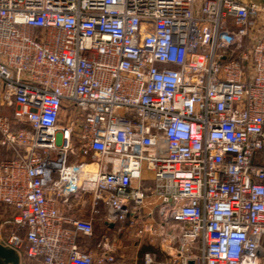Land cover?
<instances>
[{
    "label": "built area",
    "instance_id": "1",
    "mask_svg": "<svg viewBox=\"0 0 264 264\" xmlns=\"http://www.w3.org/2000/svg\"><path fill=\"white\" fill-rule=\"evenodd\" d=\"M122 232L264 264V4L0 0V242L108 264Z\"/></svg>",
    "mask_w": 264,
    "mask_h": 264
},
{
    "label": "rangeland",
    "instance_id": "2",
    "mask_svg": "<svg viewBox=\"0 0 264 264\" xmlns=\"http://www.w3.org/2000/svg\"><path fill=\"white\" fill-rule=\"evenodd\" d=\"M102 210L103 209H101V211ZM108 226L112 227V225H108ZM101 227L102 225H101L100 217H97L95 222L96 234H100ZM145 252H155L159 257L162 256V253H160L159 250L158 240L155 239L152 242H150V240L147 238H143V239L130 238V240L126 243L124 248L122 249L119 248L116 251L114 261L108 264H145L143 260V254ZM25 263L23 262V264ZM27 264L29 263L27 262ZM151 264H156V263H151Z\"/></svg>",
    "mask_w": 264,
    "mask_h": 264
},
{
    "label": "water",
    "instance_id": "3",
    "mask_svg": "<svg viewBox=\"0 0 264 264\" xmlns=\"http://www.w3.org/2000/svg\"><path fill=\"white\" fill-rule=\"evenodd\" d=\"M246 3L264 4V0H241ZM0 264H21V256L14 248L0 242ZM192 264V262H189Z\"/></svg>",
    "mask_w": 264,
    "mask_h": 264
},
{
    "label": "crops",
    "instance_id": "4",
    "mask_svg": "<svg viewBox=\"0 0 264 264\" xmlns=\"http://www.w3.org/2000/svg\"><path fill=\"white\" fill-rule=\"evenodd\" d=\"M103 231H104V230H103L102 227H101V232H100V234H96V231H95V240L98 239V237L103 233ZM130 238L133 239L132 236L127 235V234L124 233V232L120 233V234L118 235V237H117V240H118L117 247H118V249H119V248H121V249L124 248L125 245H126V243L130 240Z\"/></svg>",
    "mask_w": 264,
    "mask_h": 264
},
{
    "label": "clouds",
    "instance_id": "5",
    "mask_svg": "<svg viewBox=\"0 0 264 264\" xmlns=\"http://www.w3.org/2000/svg\"><path fill=\"white\" fill-rule=\"evenodd\" d=\"M119 205H118V203H117V207H118Z\"/></svg>",
    "mask_w": 264,
    "mask_h": 264
}]
</instances>
